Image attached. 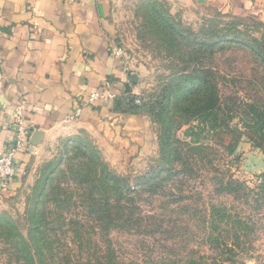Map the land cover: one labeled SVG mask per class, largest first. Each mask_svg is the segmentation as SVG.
Instances as JSON below:
<instances>
[{"label":"rangeland","instance_id":"obj_1","mask_svg":"<svg viewBox=\"0 0 264 264\" xmlns=\"http://www.w3.org/2000/svg\"><path fill=\"white\" fill-rule=\"evenodd\" d=\"M111 23L132 95L143 104L128 114L140 117L141 146L116 148L101 131L82 129L34 154L19 189L0 202V264H18L17 236L29 240L31 231L33 252L50 244L58 256L47 262L67 254L74 263L109 262L115 250L127 264H264V144H257L250 108L264 114V20L235 18L194 0H114ZM197 75L220 100L212 116L193 111L207 104L178 98L195 88L190 80ZM168 129L202 151L190 161H165ZM164 168L182 174L165 173L155 195L137 185ZM106 174L124 181L123 189L135 187V220L129 192L117 196ZM224 178L244 186L237 199L217 192ZM213 205L249 223V240L234 261H226L225 245L212 243L222 242L211 226ZM222 230L223 239L235 232L226 224Z\"/></svg>","mask_w":264,"mask_h":264},{"label":"crops","instance_id":"obj_2","mask_svg":"<svg viewBox=\"0 0 264 264\" xmlns=\"http://www.w3.org/2000/svg\"><path fill=\"white\" fill-rule=\"evenodd\" d=\"M194 1L239 19L264 20V0ZM113 2L0 0V153L11 138L9 127L22 99L31 138L41 134L40 143L18 155L17 176L8 190H0V202L21 186L35 161L33 151L41 153L59 137L97 130L116 148L132 152L141 146L140 117L113 111L131 82L127 64L114 52ZM93 93H110L112 98L89 106Z\"/></svg>","mask_w":264,"mask_h":264},{"label":"trees","instance_id":"obj_3","mask_svg":"<svg viewBox=\"0 0 264 264\" xmlns=\"http://www.w3.org/2000/svg\"><path fill=\"white\" fill-rule=\"evenodd\" d=\"M247 20L256 21L253 19H247ZM253 51L256 54L259 53L258 51H255V49ZM262 60L264 62L263 58ZM190 81L195 82L196 84L195 88L188 92H184V90L180 91L178 93V98H180L181 95H184L185 100L190 102L192 106L193 104L198 106V105L205 103L208 105L207 107L200 106L199 110H193V111H196V113H201L200 116H203L202 114H204L205 116L214 115V111L219 110L220 108V105H219L220 100L216 92L214 90L207 91L204 89L201 75H197L195 78L191 77ZM126 93H127V96L116 99L114 103V107H113L114 112H119L123 114H132L134 110L138 109L139 107L143 105L142 102L140 105L136 103L137 97L132 95V91L129 85L126 88ZM154 105L155 104H147L149 109H153ZM250 108L253 110L254 119H257V122H256L257 124L255 125V128H258L260 131V137L258 138L260 142H258L257 144H261V143L264 144V114L258 112L257 109L253 106L252 107L250 106ZM170 130L171 129H168L169 132L165 135L164 140H163V142L165 143L164 145H166V150H165L166 153L164 155L165 161H168L169 163H172V162L180 163L184 159L190 161L193 158V156H196L197 152L202 151L203 146L199 142L195 141V142H192V144L191 143L188 144L187 142H181L178 139H176L174 136H172ZM251 141L254 142L257 140H251ZM180 145L182 147L184 146L188 150L184 151L183 148L179 147ZM187 166H188V162L184 165H181L183 172L185 171V169L187 170ZM165 173L170 175L169 177H167V179H169L173 175L179 176L182 174L181 172L174 171V169H169L168 171H166V169L164 168L156 175L150 176L143 180H137V185L143 186V187L149 186L150 192L152 193V195H155L159 192L158 190L163 189V187L161 186V183L163 182V180H166L163 178V175ZM172 173L174 174L172 175ZM102 179L107 181V184L110 187L109 189L115 194H117V196L118 195L124 196L126 195V192H129L127 193L129 199L128 197L126 198L128 199L129 204H130V210H129V214L131 217L130 220L131 221L135 220V214L137 213V211H139V208L135 204L136 200L135 198L132 197V191H135L134 190L135 187L128 186L127 188L123 189L122 184H125V182L111 174H106V177ZM263 185H264V176H263ZM243 190H244V186L240 182L234 180L233 178H229L227 181H225V178H224L222 180H219L217 184V192L219 194L235 195L234 199H237L239 197L237 195ZM262 197H264V186L262 188ZM210 208L212 212L210 216V219L212 220L211 222L212 230L214 232H217V231L220 232L219 236L222 239V242H219V239H214L212 243L217 244V246L218 245L221 246V244L225 245L223 253L225 254L226 261H230V262L234 261L235 257L238 256V254L236 253L237 249L240 248L244 240H249V237H250V234L248 233V230H250L249 223L245 219L229 214L226 208L221 209L214 205L211 206ZM136 220L137 222H139L140 218L137 217ZM224 224H226L227 226L234 227L235 232H226L225 237L223 239L221 235L223 233L222 226ZM37 230L39 231L38 227H37ZM41 235L43 237L45 236L44 233H42ZM29 237L30 239L28 240V239H25L24 236L22 235L17 236L16 255L18 259V264H127V263L121 262L118 259V254L115 250H112L111 261L109 262L97 261L96 263H91L90 261H87L85 263H80L77 261L76 263H74L71 261L72 256L70 254L61 256V258H59L58 263H55L53 261L47 262L49 259H52L53 257H58L52 253V249H49L51 245L44 244L43 247L39 246L38 248L39 250L37 252H33L32 248L30 247V243H29V242L35 241L32 231ZM230 242H232V244ZM37 245H38V242H37ZM64 257H68V258H64ZM104 258H105V255H102L101 259H104ZM194 264H199V261L198 262L195 261Z\"/></svg>","mask_w":264,"mask_h":264},{"label":"built area","instance_id":"obj_4","mask_svg":"<svg viewBox=\"0 0 264 264\" xmlns=\"http://www.w3.org/2000/svg\"><path fill=\"white\" fill-rule=\"evenodd\" d=\"M116 56H121V51L114 49ZM3 90V74L0 68V92ZM112 98L110 93H93L88 96L87 105L93 106L97 101L107 100ZM138 105L141 102L136 101ZM26 100L22 99L18 102L15 110L13 121L10 125L12 130L11 138L7 141L6 147L0 153V190L6 191L10 188L12 182L17 176L16 159L19 154L29 153L31 148V136L33 130L28 126L25 118ZM80 109L77 110V114ZM38 151H33V155Z\"/></svg>","mask_w":264,"mask_h":264},{"label":"water","instance_id":"obj_5","mask_svg":"<svg viewBox=\"0 0 264 264\" xmlns=\"http://www.w3.org/2000/svg\"><path fill=\"white\" fill-rule=\"evenodd\" d=\"M40 136H41L40 132H37V134H35V136H33L31 138V144L32 145H37L38 143H40L41 140H39V138H38Z\"/></svg>","mask_w":264,"mask_h":264}]
</instances>
